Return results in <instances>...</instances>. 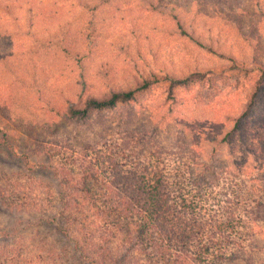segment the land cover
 <instances>
[{"label": "rangeland", "instance_id": "rangeland-1", "mask_svg": "<svg viewBox=\"0 0 264 264\" xmlns=\"http://www.w3.org/2000/svg\"><path fill=\"white\" fill-rule=\"evenodd\" d=\"M98 1L0 0V249L41 244L60 264H85L57 230L76 198L160 179L189 202L202 194L206 215L223 178L241 175L255 215L223 264H264V0H236L235 13L224 0H169L201 44L151 10L156 0ZM146 80L113 109L67 114Z\"/></svg>", "mask_w": 264, "mask_h": 264}, {"label": "trees", "instance_id": "trees-1", "mask_svg": "<svg viewBox=\"0 0 264 264\" xmlns=\"http://www.w3.org/2000/svg\"><path fill=\"white\" fill-rule=\"evenodd\" d=\"M235 1L224 0L232 13L237 10L233 7V3L237 6ZM148 5L159 13L167 12L184 35L189 36L191 30L190 39L201 44L200 33L192 24L194 19L186 22L185 16L176 12L175 4L156 0ZM220 14L224 16L223 11ZM225 17L227 21L230 19V16ZM70 40L67 39L75 51L76 39ZM155 81L146 80L133 88L89 95L81 102V107L68 108L67 114L82 119L95 111L113 109L132 100L135 93L145 91ZM236 180L243 181L241 175ZM225 181L223 178L226 189L223 185L220 197L215 196L218 209L206 215L198 206L202 194L193 195V202H189L184 189L173 191L180 182L143 178L129 180L120 187L119 183L110 184L106 188L108 195L103 199L76 198V208L59 215L58 221L62 224H57V230L85 264H223L236 259L244 250L236 239L247 235L248 232L241 233L240 229L246 227L244 221L251 220L250 214L255 215L248 202L249 194L244 196L237 182L229 181L230 186L227 179ZM211 187L209 184L208 188ZM202 190L205 192V187L199 186L198 191ZM65 203L68 207L75 205L70 198ZM241 207L245 208L243 216L240 215ZM40 246L18 242L13 248H1L0 264H60L51 247L46 250ZM35 250L43 251L44 258L37 256Z\"/></svg>", "mask_w": 264, "mask_h": 264}]
</instances>
